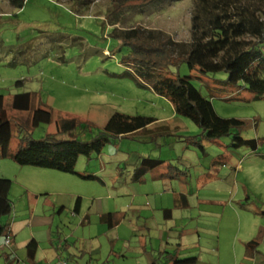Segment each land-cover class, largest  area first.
<instances>
[{
    "label": "rangeland",
    "instance_id": "374dc122",
    "mask_svg": "<svg viewBox=\"0 0 264 264\" xmlns=\"http://www.w3.org/2000/svg\"><path fill=\"white\" fill-rule=\"evenodd\" d=\"M230 1L251 3L264 15V0ZM129 5L93 0L80 13L62 0H25L20 9L0 0V93L11 118V95L21 90H36L56 112L76 116L81 125L72 134L85 140L115 111L156 118L145 130L107 143L99 154L80 155L75 170L94 178L18 164L11 158L18 141L12 135L8 155L0 159V191L9 188L14 202L1 218L12 225L11 244L0 239V264L9 252L23 260L32 237L38 241L35 264H150V255L176 248L197 253L195 264H254L243 254L251 239L264 254V97L229 83L226 71L202 74L186 62L166 69L167 76H189L217 114L243 120L241 135L259 143L255 153L231 146L232 136H223L203 139L201 148L192 141L201 128L121 63L128 47L112 36L105 16L108 9L123 10L124 26L160 29L186 42L193 0H163L157 10L146 6L141 14ZM17 54L23 62L14 63ZM19 79L22 87L14 85ZM54 132L49 109L38 108L31 135ZM7 133L8 125L0 124V137ZM131 151L171 162L177 175L153 180L146 174L132 181L133 167L126 164Z\"/></svg>",
    "mask_w": 264,
    "mask_h": 264
},
{
    "label": "trees",
    "instance_id": "16d2710c",
    "mask_svg": "<svg viewBox=\"0 0 264 264\" xmlns=\"http://www.w3.org/2000/svg\"><path fill=\"white\" fill-rule=\"evenodd\" d=\"M10 6L20 9L25 0H7ZM59 1V0H57ZM76 5L78 12L91 8L93 0H62ZM155 1V6L151 4ZM163 0H110L112 7L137 8L136 14L144 12L146 6L158 9ZM253 4H237L230 0H193L189 41H177L166 32L140 24L124 26L123 10L105 11L107 22L113 27L112 36L128 47L121 63L131 66L134 74L145 81L159 95L167 97L173 104L176 114L188 117L201 128V133L192 139L201 148L203 139L214 140L223 136L231 137V146H247L257 153L258 139L245 138L240 129L244 121L235 117L217 114L212 101L204 96L192 83L189 76H167L163 72L170 66L186 62L190 69L202 74L226 71L227 81L244 87L256 96L264 97V15ZM121 25V26H120ZM24 52V51H23ZM23 62L17 54L14 63ZM16 87L23 86V80H16ZM11 118L0 93V124H7L9 133L0 137V159L8 155L12 135L17 136V145L11 158L20 165H33L52 168L62 172L76 173L82 177L94 178L93 174L78 173L75 170L80 155L90 157L101 153L107 143L119 137L145 130L156 118L141 114L113 112L90 139L74 135L81 125L76 116H64L42 101L36 90L16 91L11 95ZM49 109L51 121L55 122L56 132L41 138H34L30 129L35 111L40 107ZM126 164L133 167L131 180L140 181L146 174L153 180L177 175L172 163L159 156H143L136 151L128 153ZM166 165L167 170H163ZM183 207L188 206L185 193L181 192ZM77 197L74 210L79 208ZM14 202L7 195H0V239L4 241L11 234V221L2 223L1 218L9 215ZM165 216L171 215L170 208H164ZM264 213V212H263ZM109 224L112 216L109 214ZM5 244V243H4ZM11 244V243H10ZM1 247V245H0ZM25 258L19 259L14 252L2 254L5 264H35L38 241L35 237L25 244ZM164 249L157 257L149 256L150 264H158L160 259L166 264H195L196 255H182L177 250ZM244 257L254 264H264V254L258 250L256 239L244 243Z\"/></svg>",
    "mask_w": 264,
    "mask_h": 264
},
{
    "label": "crops",
    "instance_id": "0c3cea01",
    "mask_svg": "<svg viewBox=\"0 0 264 264\" xmlns=\"http://www.w3.org/2000/svg\"><path fill=\"white\" fill-rule=\"evenodd\" d=\"M9 188H7L6 190H4V191H0V195H7V193H9ZM8 196V195H7ZM112 216V215H111ZM108 217H109V215H108ZM108 217H107V220H108ZM13 240V239H12ZM179 249L180 248H178L177 250H178V252H180L179 251ZM190 252V251H189ZM180 254H182V255H196L197 256V260H196V263H197V261H198V258H199V256H198V254L196 253V254H194V253H189V254H184V252L182 253V252H180Z\"/></svg>",
    "mask_w": 264,
    "mask_h": 264
},
{
    "label": "built area",
    "instance_id": "2783aa9c",
    "mask_svg": "<svg viewBox=\"0 0 264 264\" xmlns=\"http://www.w3.org/2000/svg\"><path fill=\"white\" fill-rule=\"evenodd\" d=\"M4 243H5V245H10V243H11V239H10V237H7V238L5 239V241H4ZM64 264H65V262H64Z\"/></svg>",
    "mask_w": 264,
    "mask_h": 264
}]
</instances>
